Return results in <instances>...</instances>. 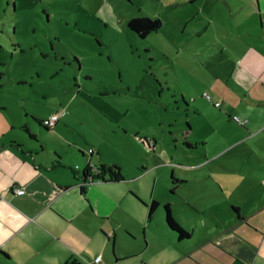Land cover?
I'll return each mask as SVG.
<instances>
[{
    "label": "crops",
    "instance_id": "obj_1",
    "mask_svg": "<svg viewBox=\"0 0 264 264\" xmlns=\"http://www.w3.org/2000/svg\"><path fill=\"white\" fill-rule=\"evenodd\" d=\"M157 1L186 6L190 16L175 24L217 49L208 55L210 100L200 94L205 100L194 96L189 104L178 85L172 90L185 101L186 134L198 132L194 144L183 136L194 151L183 158L157 152V142L141 136L135 139L154 152L151 164H109L100 144L86 141L80 126L87 114L73 97L65 103L62 91L45 89L50 83L39 73V89L4 73L0 264H87L96 257L98 264H264V0ZM189 51L203 64L199 48ZM56 114L47 130L54 139L46 141L38 122ZM98 164L118 166L123 181L88 183L82 191V172ZM166 205L187 238L167 226Z\"/></svg>",
    "mask_w": 264,
    "mask_h": 264
},
{
    "label": "rangeland",
    "instance_id": "obj_2",
    "mask_svg": "<svg viewBox=\"0 0 264 264\" xmlns=\"http://www.w3.org/2000/svg\"><path fill=\"white\" fill-rule=\"evenodd\" d=\"M167 2L0 0V83L8 82L3 80L7 74L13 82L30 78L39 89L44 82L39 73L50 83L45 89L62 91L65 103L73 97V105L87 114L80 126L86 141L98 142L109 164L129 170L142 158L151 164L154 152L135 139L141 136L155 140L157 152L183 158L194 151L186 148L183 136L194 144L198 132L186 134L188 118L173 89L178 85L188 102L213 94L208 55L217 49L207 47L205 37L193 36L189 25H176L173 19H188V8L172 9ZM138 17L159 19L161 29L138 37L127 24ZM192 48L201 50L203 64L193 59ZM168 82L175 88L167 90ZM42 139H54L51 130Z\"/></svg>",
    "mask_w": 264,
    "mask_h": 264
},
{
    "label": "trees",
    "instance_id": "obj_3",
    "mask_svg": "<svg viewBox=\"0 0 264 264\" xmlns=\"http://www.w3.org/2000/svg\"><path fill=\"white\" fill-rule=\"evenodd\" d=\"M128 27L131 31H133L138 37L145 38L151 32L158 31L161 27V22L158 19H150L145 17H138L131 19L127 22ZM75 63L78 61L75 59ZM181 103L185 104V101L181 99ZM38 124L45 130H49L50 127H47L42 122H38ZM189 128L188 125H186ZM141 142L144 145L150 147L149 141L146 139H142ZM82 185L81 189L84 190V186L88 183H97V182H119L123 180V174L121 169L115 165H105V164H98L96 166L90 167L87 166L84 171L82 172ZM156 203L151 205L150 210L155 207ZM165 211V220L167 226L179 236L180 239L187 238L188 233L185 232L171 217L170 209L166 205L164 206Z\"/></svg>",
    "mask_w": 264,
    "mask_h": 264
},
{
    "label": "built area",
    "instance_id": "obj_4",
    "mask_svg": "<svg viewBox=\"0 0 264 264\" xmlns=\"http://www.w3.org/2000/svg\"><path fill=\"white\" fill-rule=\"evenodd\" d=\"M204 97L207 100H210V97L207 94H205ZM219 105H220L219 103H215L216 107H219ZM58 119H59V115L58 114L52 115L49 119L43 121V124L45 126H47V127H53ZM233 120L236 121L239 124H242L237 117H233ZM89 152L91 153L92 150H90ZM16 192H17V194H23V190H21V189L17 190ZM85 262L87 264H98L100 262V257H96L93 261H85Z\"/></svg>",
    "mask_w": 264,
    "mask_h": 264
},
{
    "label": "water",
    "instance_id": "obj_5",
    "mask_svg": "<svg viewBox=\"0 0 264 264\" xmlns=\"http://www.w3.org/2000/svg\"><path fill=\"white\" fill-rule=\"evenodd\" d=\"M121 181H123V180H121Z\"/></svg>",
    "mask_w": 264,
    "mask_h": 264
}]
</instances>
